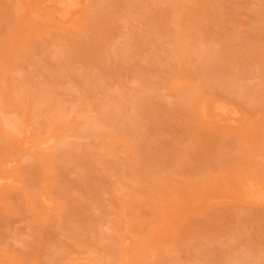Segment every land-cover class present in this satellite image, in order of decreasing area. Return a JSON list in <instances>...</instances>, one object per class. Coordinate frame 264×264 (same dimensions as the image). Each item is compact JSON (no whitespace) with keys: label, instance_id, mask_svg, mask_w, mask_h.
<instances>
[{"label":"rangeland","instance_id":"1","mask_svg":"<svg viewBox=\"0 0 264 264\" xmlns=\"http://www.w3.org/2000/svg\"><path fill=\"white\" fill-rule=\"evenodd\" d=\"M245 176L264 183V0H81L72 19L0 0V264H264ZM115 234L142 241L128 263Z\"/></svg>","mask_w":264,"mask_h":264},{"label":"bare ground","instance_id":"2","mask_svg":"<svg viewBox=\"0 0 264 264\" xmlns=\"http://www.w3.org/2000/svg\"><path fill=\"white\" fill-rule=\"evenodd\" d=\"M52 1V6L56 11H58V17L62 19H72L75 16V13L77 9L81 5V0H50ZM57 15V14H56ZM171 33V32H170ZM172 33H176L172 31ZM13 102H15L12 99ZM211 110L215 115H220L221 117H226L227 119L233 120L236 118V115L238 111L233 108L229 107L223 102L215 101L211 105ZM201 112L204 113V110L207 109L204 104L201 105ZM26 118L22 116H8V126L17 130L19 133H25L26 137L34 136L29 133L28 124H27ZM50 130V129H49ZM49 130H46L48 135L43 138H39L36 134L35 137L37 139V143L41 146H50L55 138V134L53 132H49ZM34 137V139H35ZM38 137V138H37ZM241 188L242 192L244 193V196H246L247 199L251 201H258L264 204V183L257 182L254 179H252L249 176H245L241 181ZM110 239V245L108 247V250L106 251V254H108L109 257L113 258L112 261L116 260L119 256H114L115 252L117 251L118 254H120V257H123L125 263L129 262L130 253L129 250H131L133 247H143L142 241L130 243L128 238L124 237L120 234H115L111 236ZM133 241V240H132ZM117 246V248H116ZM115 247V248H114ZM234 258L237 259V264H244L239 256L234 255ZM101 261V260H98ZM93 264V263H90ZM251 264V263H250Z\"/></svg>","mask_w":264,"mask_h":264}]
</instances>
